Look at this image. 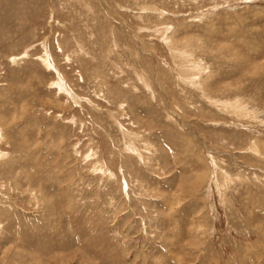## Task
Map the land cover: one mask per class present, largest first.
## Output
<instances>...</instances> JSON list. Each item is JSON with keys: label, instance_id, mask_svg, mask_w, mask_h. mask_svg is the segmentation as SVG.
<instances>
[{"label": "rangeland", "instance_id": "1", "mask_svg": "<svg viewBox=\"0 0 264 264\" xmlns=\"http://www.w3.org/2000/svg\"><path fill=\"white\" fill-rule=\"evenodd\" d=\"M0 264H264V0H0Z\"/></svg>", "mask_w": 264, "mask_h": 264}]
</instances>
